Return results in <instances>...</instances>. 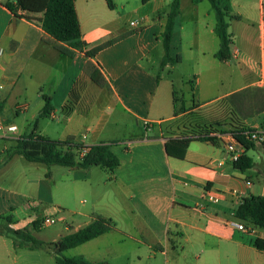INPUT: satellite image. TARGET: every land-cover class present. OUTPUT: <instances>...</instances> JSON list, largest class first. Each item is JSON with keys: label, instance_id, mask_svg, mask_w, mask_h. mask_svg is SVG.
Here are the masks:
<instances>
[{"label": "crops", "instance_id": "0c3cea01", "mask_svg": "<svg viewBox=\"0 0 264 264\" xmlns=\"http://www.w3.org/2000/svg\"><path fill=\"white\" fill-rule=\"evenodd\" d=\"M6 1L0 0L1 70L8 71L24 46L25 64L28 65L34 60L45 64L53 63L57 76L51 91L54 97L57 96V101L52 106L51 115L55 116L54 113L60 110L61 117L65 120L66 137L73 136L75 130L81 131L80 139L74 137L84 145L113 140L118 142L110 148L119 159V165L111 173L110 180L116 188V193L114 191L113 194L120 195L124 200L134 201L139 212L147 217L145 226H151V222H154L163 227L164 244L161 246L156 240L161 253L166 255L169 241H174L180 236L187 241L191 238V243L194 244L192 251L194 261L184 264H264V249H257L253 244L257 238L264 241V229L253 227L252 224L244 221L251 229L242 231L232 224L243 222L235 216V208L244 197L264 195V174H260L259 180L255 182L252 175L247 173L248 169L242 171L234 168L232 162L224 157L222 143L218 138L216 144L208 141H191L183 159L170 157L165 153L164 138L160 136L158 127L173 117L172 98L173 92L177 97L176 92L172 80L159 76L154 65L148 69L142 63L145 57L146 62L152 64L153 50L154 55H157L155 64L159 65L163 56L164 50L156 53L167 13L160 12L163 0H141L144 5L151 4L150 12L157 11L151 23V31L138 47L125 48L129 59L118 61L110 54L116 42L104 47L94 56H87L84 50L72 49L66 43L56 42L46 34L41 28L40 13H24L19 10L17 15H14L4 6ZM230 1L232 6L230 15L239 16L238 19L228 18L231 19L228 21V31L234 41L230 46V59L220 61L215 57L219 40L213 31L215 19L212 20L211 11L208 10L204 15L210 20L205 29L211 37L209 40L197 42V52L193 55L196 70L193 79L185 80L188 83V91L193 94L194 102L201 107L219 98L213 95L200 98L201 85L217 87V83L222 79L221 64L229 65L231 59L238 61L239 73L243 77L246 76V80L223 96L251 86L262 87L264 90V0ZM74 6L81 36L88 44L87 48L107 41L105 37L109 34V30L91 24L87 12L80 16L75 0ZM253 14L257 15V22L250 20ZM179 15L180 7L174 17L169 50V55L172 58L178 57V60H180L179 54L174 52L172 41ZM32 16H38L36 23L29 19ZM148 19L146 14L137 19L140 21L138 27ZM21 24H25V28ZM138 27L130 26L131 29ZM150 33L154 35V40ZM214 38L218 40L217 45L214 44ZM236 42L240 44L242 50L236 47ZM58 45L72 50V54L70 56L60 54L56 49ZM255 48L259 49V54L254 73L251 51ZM171 64L167 63L163 67L172 70L173 64ZM96 69H99L104 79L102 85L95 83L91 78ZM250 72L254 75L250 76ZM2 79L6 84L10 83L7 73L3 74ZM3 89L0 88V102L5 99ZM49 97L50 100L53 99V96ZM100 97L106 99L107 108L111 112H117L118 117L113 119V127L107 128L99 123L98 116H92L86 121L92 112L95 100ZM123 116H130L136 125L141 123L143 126L144 121L149 122L151 130L147 131L144 126L143 129L150 134L142 132L141 129L133 132L131 124H128L127 118ZM242 121L249 127L264 129V112L260 116L243 118ZM120 123H124L125 128H130L128 133L116 134L115 129ZM89 135L90 140L86 142L85 139ZM63 139L65 138L58 140ZM15 156L17 154L0 166V170L8 166ZM218 161L223 163L218 165ZM12 193L19 195V192ZM209 196L217 200L213 201ZM20 205L35 212L34 209L37 210L40 202L32 200ZM129 208L131 212L136 213V208L133 210L131 206ZM37 214L35 212L34 218L31 219V228L34 230L42 225ZM96 214L110 218L93 213L88 221L75 227L66 223L64 225L66 232L61 236L89 224ZM142 225L143 223L140 222V226ZM10 226L18 228L12 224ZM109 232L87 242L105 236ZM122 232L127 234L125 231ZM138 241L144 242L141 239ZM148 245L152 246V244ZM35 251L36 249L17 247L9 237L0 235V264H25L29 261V264H41L40 259H33L36 256ZM86 258L89 259L88 256ZM168 263L166 258V264Z\"/></svg>", "mask_w": 264, "mask_h": 264}, {"label": "rangeland", "instance_id": "374dc122", "mask_svg": "<svg viewBox=\"0 0 264 264\" xmlns=\"http://www.w3.org/2000/svg\"><path fill=\"white\" fill-rule=\"evenodd\" d=\"M75 2L80 16L87 12L91 18V24L94 23L109 30V34L105 38L106 40L112 39L111 44L117 43L110 52L116 61L130 58L126 55L125 48L138 47L145 40L151 31L154 16L157 14V11L150 12L151 4L144 5L141 0H112L113 8H109L105 0H75ZM162 2L160 12L166 13L171 0H163ZM208 10L211 11L210 17L214 21V14L208 0H203L199 4H194L191 0H180V15L176 20L172 41L174 52L179 54L180 60L172 63V70L169 67L164 68L160 64H155L157 55H154V50L151 52L154 61L152 64L147 63L143 57L142 63L146 68L149 69L150 66L153 67L154 65L159 76L172 80L179 105L181 100L185 105L192 104V93L188 91V83L185 80L187 78L193 79L194 70H196L193 55L197 52V42L209 40L211 37L205 29L210 20L204 15ZM144 14L148 15L149 19L143 21L140 27L131 29L129 21L139 19ZM29 19L36 23L38 16H32ZM230 20L228 19V21ZM250 20L257 22V15L253 14ZM21 25L25 28V24ZM151 37L154 40L153 34ZM214 39V44L217 45L218 40H216L217 38ZM208 45L210 44L208 43ZM235 45L242 50L238 42ZM162 51L161 40H159L156 53ZM251 52L254 61L252 69L255 73L259 49L255 48ZM237 65L236 59H231L229 65L221 64L222 79L217 83V87L211 88L201 85L200 98H207L211 95L219 96L217 101L202 108L203 113H216L221 119H227L226 117L230 116L231 104L235 100L231 99L229 103L223 99V95L246 80V76L240 75ZM5 73H7L10 83L6 84L2 79ZM249 75L253 76L254 74L252 75L250 72ZM56 76L57 71L52 62L45 64L34 60L28 65L25 64V46L9 66L8 71L3 72L0 67V84L4 88L5 96L2 101L0 119L3 123H12L17 127L13 137L0 136V166L8 160L6 149L12 146L18 137L30 132L35 121L37 131L42 135L57 140L66 138L65 120L61 117L60 110L54 113L55 116L39 115L43 106L44 94L53 96L52 106L57 101V96L54 97L51 91ZM182 96H184L183 99ZM195 97H197L196 92ZM242 99V106L237 108L240 118L251 111L247 97H242ZM106 102L104 97L95 100L92 112L86 121L92 116H98L99 123L107 128L113 127V119L117 118L118 115L116 111L111 112L107 108L108 103ZM123 117L127 118L128 124H131L133 132L141 129L142 132L150 134V132L144 131L141 123L136 125L130 116ZM228 127L225 124L223 128ZM129 129L125 128L124 123H120L115 130L116 134H126ZM81 134V131L75 130L73 136L80 139ZM89 140L90 135L85 141L88 142ZM247 155L253 159V166L247 170V173L252 175L257 182L259 175L264 174L263 148L258 145V147L249 149ZM108 176L107 171L97 166L77 168L57 164L46 165L27 161L22 156L17 155L8 166L0 170V215H9L13 222L11 223L12 226L28 228L35 238L44 243H49L57 241L66 232L64 229L66 223L75 227L88 221L91 214L98 213L110 217L115 222L116 228L96 240L73 248H64L60 252L61 255L68 257L84 255L85 257L88 256L90 260H102L108 264H166V258L168 264H184L188 261L193 263L194 244L191 243L192 239L187 241L184 237L179 236L174 241H169L166 255L161 253L159 245L162 246L165 242L163 227L154 222H151L152 227L145 226L144 222L147 217L139 212L134 201L124 200L120 195L113 194L114 191L116 193V188ZM12 192H19V195ZM32 200L40 202L37 210L34 209L38 213L37 218L42 222L37 230L31 228V219L34 218L35 212L31 209H24L20 205ZM129 206L132 210L136 208V213L131 212ZM45 217H52L55 222L44 224L43 219ZM140 222L143 223L142 226H140ZM122 231H125L129 236ZM139 239L144 242H139ZM156 240H158L159 245L156 244ZM148 244H152V246ZM34 253L36 256L33 259H40L41 264H57L54 253L45 246L36 249ZM29 263L30 261L25 264Z\"/></svg>", "mask_w": 264, "mask_h": 264}, {"label": "trees", "instance_id": "16d2710c", "mask_svg": "<svg viewBox=\"0 0 264 264\" xmlns=\"http://www.w3.org/2000/svg\"><path fill=\"white\" fill-rule=\"evenodd\" d=\"M201 1L203 0H191L192 3ZM105 2L109 8H113L112 0H105ZM208 2L215 19L213 31L219 40L215 57L220 61H227L231 57L230 45L232 44L231 34L228 31V18L238 19L239 16L230 15L232 10L230 0H208ZM4 6L14 15H17L19 10L24 13H40L41 28L46 34L56 42L66 43L72 49L84 50L87 56H94L113 41L110 39L87 48L88 44L81 36L74 0H7ZM179 7L180 0H171L165 16L163 30L160 33L164 50L159 63L161 67L178 60V57L172 58L169 55V50L174 17L178 14ZM56 49L62 55L70 56L72 54V50L59 45ZM91 78L99 85L104 83L99 69L94 71ZM189 83H192V81H189ZM242 97H247L251 105V111L243 115V118L262 115L264 112V90L262 87L251 86L224 96L223 99L229 103L231 99L235 100L231 104L230 116L226 117L227 119H221L216 113H203V107L194 102L193 94L191 105H185L183 100L179 105L173 92V117L158 127L160 136L164 138L165 153L170 157L183 159L191 141H208L216 144L217 137L214 133L228 131L232 132L237 141L244 146V152L239 159L232 162V166L242 171L251 168L253 159L247 155V151L258 145L248 140L243 133L245 130H253L254 128L245 125L242 121L243 118H240L237 112V108L243 104ZM1 109L2 102H0V111ZM51 111L50 97L44 94L43 106L39 115L50 116ZM225 124L229 127L223 128ZM117 144L118 142L113 140L84 145L76 141L74 136H68L63 140L50 139L37 131L35 121L30 132L18 137L15 143L6 149V158L9 159L17 154L23 156L27 161L41 162L46 165L57 164L77 168L97 166L107 171L109 173L108 178L111 179V173L119 165V159L110 148ZM259 146L263 148L264 152V142ZM235 216L252 224L253 227L264 229V195L244 197L235 208ZM11 223L13 222L9 215H0V235L9 237L17 247L32 250L43 246L47 247L54 253L57 264H108L102 260L90 261L84 255L63 256L60 252L64 248L76 247L109 232L115 227V223L111 218L96 214L89 224L61 236L57 241L49 243H44L35 238L26 228L11 227ZM253 244L257 249H264L262 239H255Z\"/></svg>", "mask_w": 264, "mask_h": 264}, {"label": "built area", "instance_id": "2783aa9c", "mask_svg": "<svg viewBox=\"0 0 264 264\" xmlns=\"http://www.w3.org/2000/svg\"><path fill=\"white\" fill-rule=\"evenodd\" d=\"M140 24L139 20H132L129 22V25L131 27H138ZM1 54V51H0ZM2 85L0 84V88ZM23 110V109H21ZM144 128L149 131L151 130V125L149 122L144 121L143 122ZM17 130V127L15 124L12 123H3V121L0 119V136L5 138L13 137ZM244 135L246 138L250 141H252L256 145H261L262 142H264V129L263 128H254L253 130H245ZM214 135L221 140L222 143V150L224 152V157L228 159L231 162L236 161L239 159L241 154L244 152V146L237 141V139L234 137V134L232 132H223V133H214ZM223 161H218L217 164L221 165ZM209 199H212L213 201L217 200L216 198H212L209 196ZM55 219L52 217H45L43 219L44 224H50L54 223ZM236 228L242 231H248L251 229V227L245 222H233L232 223Z\"/></svg>", "mask_w": 264, "mask_h": 264}]
</instances>
